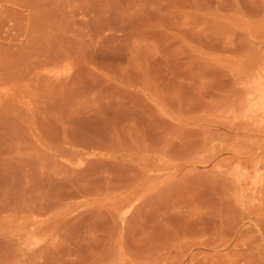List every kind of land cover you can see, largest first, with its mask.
I'll use <instances>...</instances> for the list:
<instances>
[{
    "label": "rangeland",
    "instance_id": "rangeland-1",
    "mask_svg": "<svg viewBox=\"0 0 264 264\" xmlns=\"http://www.w3.org/2000/svg\"><path fill=\"white\" fill-rule=\"evenodd\" d=\"M0 264H264V0H0Z\"/></svg>",
    "mask_w": 264,
    "mask_h": 264
}]
</instances>
